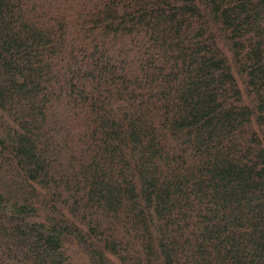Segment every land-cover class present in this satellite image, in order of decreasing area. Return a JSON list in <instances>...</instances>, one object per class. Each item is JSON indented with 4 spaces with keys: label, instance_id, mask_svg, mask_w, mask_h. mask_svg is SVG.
I'll use <instances>...</instances> for the list:
<instances>
[{
    "label": "trees",
    "instance_id": "obj_1",
    "mask_svg": "<svg viewBox=\"0 0 264 264\" xmlns=\"http://www.w3.org/2000/svg\"><path fill=\"white\" fill-rule=\"evenodd\" d=\"M0 264H264V0H0Z\"/></svg>",
    "mask_w": 264,
    "mask_h": 264
}]
</instances>
